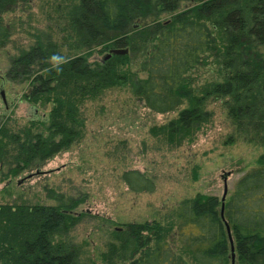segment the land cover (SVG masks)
<instances>
[{
  "label": "trees",
  "instance_id": "obj_1",
  "mask_svg": "<svg viewBox=\"0 0 264 264\" xmlns=\"http://www.w3.org/2000/svg\"><path fill=\"white\" fill-rule=\"evenodd\" d=\"M185 1L190 4L180 8ZM26 2L0 0V47L12 34L4 15ZM64 3L57 17L60 41L51 32L37 35L11 59L6 75L15 82H30L26 100L34 106L51 102L52 108L38 126L31 120V125L11 130L8 118L0 120V171L7 167V175L17 176L69 150L83 136L82 103L114 86L129 87L154 113L183 106L157 128L173 145L192 140L212 121L206 105L215 99L235 126L232 139L241 136L264 147V0ZM162 13L170 14L169 20H159ZM65 45L86 51L66 56L60 50ZM98 46L129 47L137 53L145 49L134 70L128 54L89 62L87 57ZM53 57L63 62H50ZM7 175L1 173L0 180H10ZM121 179L134 192L155 189L154 180L139 170H125ZM10 190L7 186L4 192ZM45 191L56 205L0 204V264H230V244L215 195L184 198L165 222H128L119 231L110 229L104 249L91 257L82 256V246L67 239L82 218L73 210L83 199ZM223 213L232 232L235 264H264V151L235 182ZM86 216L90 214L84 212Z\"/></svg>",
  "mask_w": 264,
  "mask_h": 264
},
{
  "label": "rangeland",
  "instance_id": "obj_2",
  "mask_svg": "<svg viewBox=\"0 0 264 264\" xmlns=\"http://www.w3.org/2000/svg\"><path fill=\"white\" fill-rule=\"evenodd\" d=\"M64 1L28 0L4 15L12 34L8 43L0 47V76H6L5 84H9L6 92L11 109H6L0 98V120L8 118L10 122L6 126L11 130L32 123L38 126V120L45 119L52 108L51 102H39L35 106L29 103L25 94L31 89L30 82L12 81L6 73L11 59L21 49L28 48L37 35L51 32L53 38L60 41L61 34L57 31L62 24L57 17L63 14L60 11ZM189 4L182 2L180 8ZM169 16L162 13L159 20L167 21ZM138 26L140 23H134V27ZM109 48L112 47H95L88 61L106 60L104 56ZM119 48L128 49L126 54L131 57L132 69L137 70L145 47L141 53L129 47ZM60 50L66 56L84 55L86 51H74L66 45ZM139 75L142 77L143 73ZM203 75L196 74L197 77ZM182 107L170 113H154L135 98L129 87L119 86L107 89L93 100H85L79 111L83 117L82 138L69 150L17 176L7 175V167H3L0 177L4 173L10 180H0V204L56 205V200L47 198L46 188L66 198L83 199L73 210L82 218L70 230L67 239L82 246V256L95 257L104 249L108 230L115 226L154 219L165 222L181 200L197 194L215 195L220 199L224 174L227 199L239 177L256 164L264 147L241 136L232 139L235 126L226 116L220 100L215 99L206 105V109L213 112L212 121L195 132L192 140L184 138L173 145L157 128L174 119ZM4 110H8L7 115L1 117ZM36 170L42 172L17 183ZM125 170H139L152 178L154 191L130 190L121 179ZM7 186L11 187L10 193L4 192ZM84 212L90 216L83 217Z\"/></svg>",
  "mask_w": 264,
  "mask_h": 264
},
{
  "label": "water",
  "instance_id": "obj_3",
  "mask_svg": "<svg viewBox=\"0 0 264 264\" xmlns=\"http://www.w3.org/2000/svg\"><path fill=\"white\" fill-rule=\"evenodd\" d=\"M127 52H128L127 48L112 47V48L108 49L107 53L104 56V59H108L112 55L126 54ZM0 96H1L3 103H6V97H5L3 82L0 84ZM40 172H42V171L36 170V172H34V173H29L23 179L18 180L17 183L19 184L22 180L28 179L35 174H39ZM222 177L224 179V184H223V194L220 198V203H221V205H220V217H221V220L223 221V223L225 225L226 233H227L229 244H230V264H235V250H234V241H233V237H232V232H231L230 226H229L228 222L226 221V219L224 217V213H223L224 212V203H225V199H226L227 191H228V186H227V183L225 181L226 174H224ZM76 214H78V212H76ZM114 229L119 231L122 229V227H118V226L116 227L115 226Z\"/></svg>",
  "mask_w": 264,
  "mask_h": 264
},
{
  "label": "flooded vegetation",
  "instance_id": "obj_4",
  "mask_svg": "<svg viewBox=\"0 0 264 264\" xmlns=\"http://www.w3.org/2000/svg\"><path fill=\"white\" fill-rule=\"evenodd\" d=\"M1 81L3 82V87H4V91H5V97H6V103H4V106H5L6 109H9L10 106H8V98H7L8 96H7V92H6L8 85L7 84L5 85V81H4V78L2 76H0V82ZM28 90H29V92L31 91L30 88ZM0 98H1V96H0ZM10 103H11V101H10ZM34 113L35 114L37 113L36 109L34 110Z\"/></svg>",
  "mask_w": 264,
  "mask_h": 264
},
{
  "label": "clouds",
  "instance_id": "obj_5",
  "mask_svg": "<svg viewBox=\"0 0 264 264\" xmlns=\"http://www.w3.org/2000/svg\"><path fill=\"white\" fill-rule=\"evenodd\" d=\"M53 60H54L57 64L63 62L62 59H61V58H58V57H53Z\"/></svg>",
  "mask_w": 264,
  "mask_h": 264
}]
</instances>
